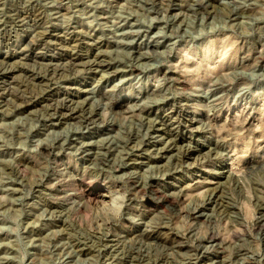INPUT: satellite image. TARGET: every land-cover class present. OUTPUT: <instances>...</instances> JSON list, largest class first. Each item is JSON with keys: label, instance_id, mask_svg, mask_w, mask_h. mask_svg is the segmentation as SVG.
Listing matches in <instances>:
<instances>
[{"label": "rangeland", "instance_id": "1", "mask_svg": "<svg viewBox=\"0 0 264 264\" xmlns=\"http://www.w3.org/2000/svg\"><path fill=\"white\" fill-rule=\"evenodd\" d=\"M3 73L0 264H264V0H0Z\"/></svg>", "mask_w": 264, "mask_h": 264}, {"label": "bare ground", "instance_id": "2", "mask_svg": "<svg viewBox=\"0 0 264 264\" xmlns=\"http://www.w3.org/2000/svg\"><path fill=\"white\" fill-rule=\"evenodd\" d=\"M206 4V3H205ZM199 6V5H198ZM204 6V5H203ZM207 8V7H206ZM199 9V8H198ZM55 33V32H54ZM52 34V33H51ZM72 38V37H71ZM29 42V41H28ZM63 43V42H62ZM29 44V43H28ZM60 46V45H59ZM59 46H57V47H59ZM43 47V46H42ZM94 47V46H93ZM26 49V48H25ZM65 50V49H64ZM80 52V51H79ZM40 53V52H39ZM41 54V53H40ZM51 54V53H50ZM53 54V53H52ZM75 54H77V53H75ZM6 55V54H5ZM42 55V54H41ZM37 56H39V55H37ZM46 56V55H45ZM76 56V55H75ZM85 56V55H84ZM83 56V57H84ZM42 57V56H41ZM58 57V56H57ZM56 57V58H57ZM74 57V56H73ZM72 57V58H73ZM77 58V57H76ZM89 58V57H88ZM139 58V57H138ZM75 59V58H74ZM80 59H81V57H80ZM83 59V58H82ZM54 60V59H53ZM71 60V59H70ZM93 60V59H92ZM52 61V60H51ZM87 61V60H86ZM90 61V60H89ZM33 62V61H32ZM42 62V61H41ZM72 63H73V61H71ZM80 62V61H79ZM84 62V61H83ZM99 62V61H98ZM106 62V61H105ZM47 63H48V61H47ZM67 63V62H66ZM86 64H87V62H85ZM93 63V62H92ZM100 63V62H99ZM64 64V63H63ZM67 64H69V62L67 63ZM74 64H76V62H74ZM73 64V65H74ZM83 64V63H82ZM86 64H84V65H86ZM97 64V63H96ZM103 64H104V61H103ZM3 65V64H2ZM73 65H72V67H73ZM90 65V64H89ZM88 65V66H89ZM47 66V65H46ZM74 66H76V65H74ZM91 66V65H90ZM109 66V65H108ZM107 66V67H108ZM62 67V66H61ZM5 68V67H4ZM89 68V67H88ZM91 68V67H90ZM101 68V67H100ZM64 69V68H63ZM62 69V70H63ZM87 69V68H86ZM94 69V68H93ZM54 70V69H53ZM95 70V69H94ZM52 72V71H51ZM61 72V71H60ZM59 72V73H60ZM103 72V71H102ZM108 72V71H107ZM43 75V74H42ZM52 75V74H51ZM6 77H8L5 73H3V74H1V76H0V80H2L3 78H6ZM28 79V78H27ZM42 79V78H41ZM5 80H7V78L5 79ZM199 83V82H198ZM6 84V83H5ZM187 82H182V84H181V86L183 87V88H187ZM69 86V85H68ZM72 87V86H71ZM5 88V87H4ZM8 89V88H7ZM81 90H83V89H81ZM182 90V89H181ZM8 91V90H7ZM4 92H5V90H4ZM82 92V91H81ZM7 93V92H6ZM0 95H2V94H0ZM53 96V95H52ZM55 96V95H54ZM58 96V95H57ZM61 96V95H60ZM3 97V96H2ZM60 98V97H59ZM69 98V97H68ZM68 98H66V99H68ZM104 98V97H103ZM102 98V99H103ZM47 99V98H46ZM53 99H54V97H53ZM58 98H56V100H57ZM48 100H50V99H48ZM59 100V99H58ZM62 100V99H61ZM73 100H75V99H73ZM106 100V99H105ZM63 101V100H62ZM52 102H54V101H52ZM57 102H59V101H57ZM56 102V103H57ZM179 102V101H178ZM47 103V102H46ZM65 103V102H64ZM173 103V102H172ZM48 104V103H47ZM46 104V105H47ZM55 104V103H54ZM58 104H60V102L58 103ZM58 104H56V106H59ZM69 105V104H68ZM72 105H73V103H72ZM72 105H71V108H72ZM70 106V105H69ZM174 106V105H173ZM80 107V106H79ZM63 108V107H62ZM123 108V107H122ZM57 109V108H56ZM70 109V108H69ZM73 109V108H72ZM171 109V108H170ZM62 110V109H61ZM78 110V109H77ZM116 110V109H115ZM52 111V110H51ZM74 111V110H73ZM58 112V111H57ZM66 112V111H65ZM69 112H71V111H69ZM144 112V111H143ZM55 113V112H54ZM67 113V112H66ZM74 113V112H73ZM81 113H82V111H81ZM83 113H84V111H83ZM82 113V114H83ZM60 114V113H59ZM70 114V113H69ZM71 115V114H70ZM83 116V115H82ZM85 116V115H84ZM210 116V115H209ZM89 117V116H88ZM91 117V116H90ZM63 118V117H62ZM72 118V117H71ZM70 118V119H71ZM83 118V117H82ZM72 119H74V118H72ZM89 119V118H88ZM181 119V118H180ZM93 120V119H92ZM63 121V120H62ZM87 121V120H86ZM178 122V121H177ZM188 122V121H187ZM94 123V122H93ZM155 123V122H154ZM206 123V122H205ZM153 124V123H152ZM161 124V123H160ZM165 124V123H164ZM207 124V123H206ZM90 125V124H89ZM177 125V124H176ZM187 125H190V123L189 124H187ZM233 125H235V124H233ZM218 126V125H217ZM220 127V126H219ZM148 128V127H147ZM150 128H151V126H150ZM159 128V127H158ZM165 130V132L166 133H169L170 135H172L174 132H173V130L172 129H168V128H166V129H164ZM219 130H220V128H219ZM237 130V129H236ZM179 131V130H178ZM91 133V132H90ZM160 133V132H159ZM227 133H228V131H227ZM226 135V134H225ZM225 135H223L224 137H225ZM165 136V135H164ZM177 136V135H176ZM183 137V136H182ZM164 138V137H163ZM170 138V137H169ZM170 140V139H169ZM174 140V139H173ZM133 141V140H132ZM171 141V140H170ZM216 142V141H215ZM191 143V142H190ZM80 145V144H79ZM179 145V144H178ZM182 145V144H181ZM211 145V144H210ZM137 146V145H136ZM141 146V145H140ZM175 146V145H174ZM133 147V146H132ZM176 148V147H175ZM191 149V148H190ZM222 149V148H221ZM43 150L45 151V152H50V150L45 146L44 148H43ZM107 150V149H106ZM178 150V149H177ZM188 150V149H187ZM218 150V149H217ZM170 151V150H169ZM187 152V151H186ZM209 153H207V155H208ZM88 155V154H87ZM185 155H188V153H185ZM90 156V155H89ZM206 158V157H205ZM208 158V157H207ZM206 160V159H205ZM203 161V160H202ZM180 164V163H179ZM133 165V164H132ZM263 165V164H262ZM256 167V166H255ZM252 168V167H251ZM250 169V168H249ZM253 169V168H252ZM20 171V170H19ZM61 176V175H60ZM228 176V175H227ZM229 179V178H228ZM230 180V179H229ZM70 181V180H69ZM66 183V182H65ZM61 184V183H60ZM68 184V183H67ZM57 185V184H56ZM73 187H74V190H76V191H80V195L84 198V199H86L87 201L88 200H91L92 199V195L88 192V191H86V189L84 190V185H83V183H82V181H81V179H78V180H75V183L73 184ZM217 187V186H216ZM118 188V187H117ZM144 188V187H143ZM141 189V188H140ZM211 190V189H210ZM216 190V189H215ZM76 191H74V192H76ZM93 192V191H92ZM101 194H103V193H101ZM98 195V194H97ZM96 195V196H97ZM100 195V194H99ZM105 195V194H104ZM169 195V194H168ZM77 196H79V195H77ZM96 196H94V198L96 197ZM102 196V195H101ZM101 196H98V197H96V199L97 198H100L101 199ZM221 196V195H220ZM223 196V195H222ZM176 197V196H175ZM103 198V197H102ZM106 198V197H105ZM223 198V197H222ZM83 199V200H84ZM96 199H95V201H96ZM166 198H164V197H159V198H155V197H152L151 199H150V208H156V207H158V206H160V205H167L166 204V200H165ZM99 200V199H98ZM103 200V199H102ZM204 200V199H203ZM206 200V199H205ZM216 200V199H215ZM92 201V200H91ZM101 201V200H100ZM102 202V201H101ZM105 201H103L102 203H104ZM85 203V202H84ZM106 203V202H105ZM87 204V203H86ZM85 205V204H84ZM85 207V206H84ZM173 207H171V209H172ZM212 208V207H211ZM175 209V208H174ZM178 209V208H177ZM222 209V208H221ZM174 212H175V210H174ZM260 219V218H259ZM262 219V218H261ZM209 223V222H208ZM263 224V223H262ZM87 225V224H86ZM95 225V224H94ZM90 226V225H89ZM96 226V225H95ZM163 226V225H162ZM94 231V230H93ZM235 233V232H234ZM144 235V234H143ZM237 236V235H236ZM162 244V243H161ZM186 244V243H185ZM108 245V244H107ZM117 245V244H116ZM175 249V248H174ZM117 250V249H116ZM105 255V254H104ZM191 260V259H190ZM131 261V260H130ZM136 263V262H135ZM137 264V263H136Z\"/></svg>", "mask_w": 264, "mask_h": 264}]
</instances>
